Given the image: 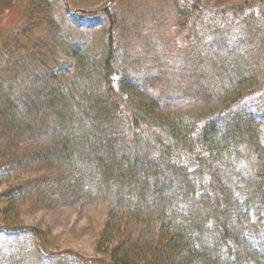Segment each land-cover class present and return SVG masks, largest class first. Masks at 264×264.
Listing matches in <instances>:
<instances>
[{
	"label": "trees",
	"instance_id": "16d2710c",
	"mask_svg": "<svg viewBox=\"0 0 264 264\" xmlns=\"http://www.w3.org/2000/svg\"><path fill=\"white\" fill-rule=\"evenodd\" d=\"M169 2L192 60L224 76L221 106L195 118L172 114L120 70L108 2L98 56L65 36L46 1L29 8L21 36L0 48V174L40 176L15 184L0 215L16 219L27 201L52 210L105 205L96 245L103 259L77 264H264V166L241 192L227 171L243 149L264 163L262 122L242 110L264 96V64L252 45L232 43L238 24L260 28L247 12L251 0ZM37 18L48 38L28 51ZM64 53L73 73L50 63ZM0 227L32 236L49 254L38 228Z\"/></svg>",
	"mask_w": 264,
	"mask_h": 264
},
{
	"label": "rangeland",
	"instance_id": "374dc122",
	"mask_svg": "<svg viewBox=\"0 0 264 264\" xmlns=\"http://www.w3.org/2000/svg\"><path fill=\"white\" fill-rule=\"evenodd\" d=\"M41 1L50 5L51 16L70 41L93 56L100 55L102 35L108 23L101 9L110 0H0V48L7 46L5 41L11 36H21L20 30L33 19L29 17V8L31 10ZM253 1L249 2L247 12L260 28L251 29L244 23L238 24L232 31V43L241 47L252 45L256 50L255 61L263 65L264 7ZM208 4L203 2L202 5ZM243 4L233 2V6ZM108 9L117 21L119 68L125 71L131 82L149 91L174 115L195 118L204 111L221 106L224 90L221 68L204 66L202 62L197 65L192 60L186 35L178 27L169 0H114ZM72 10L93 14H76ZM37 19V29L25 37L28 51L36 45L46 44L44 39L48 38L47 28ZM56 61V65L55 61L50 63L58 72L73 73L74 63L66 53ZM119 81L117 75L116 84ZM242 110L262 122L260 138L264 141V96L245 104ZM244 150L227 169L238 192L249 190L256 171L264 166L250 150ZM34 176L40 174L25 176L17 183L0 174V211L11 205L10 197L16 192L14 185L34 184ZM25 204L16 219L8 221L0 215V224L38 228L43 233L49 254L37 246L32 236L0 227V264H77L76 260L103 259L96 245L100 226L108 214L105 205L85 208L71 202L52 210L33 201Z\"/></svg>",
	"mask_w": 264,
	"mask_h": 264
},
{
	"label": "water",
	"instance_id": "95a60500",
	"mask_svg": "<svg viewBox=\"0 0 264 264\" xmlns=\"http://www.w3.org/2000/svg\"><path fill=\"white\" fill-rule=\"evenodd\" d=\"M113 1H114V0H110V1L107 3V5L105 6V8L103 9V11H104V10H107V9L110 7V5L112 4ZM73 12H74V13H77V14H93V13H91V12L84 11V10H74Z\"/></svg>",
	"mask_w": 264,
	"mask_h": 264
}]
</instances>
